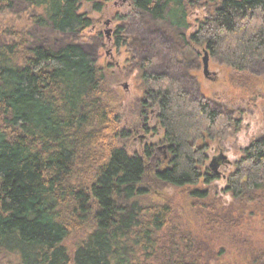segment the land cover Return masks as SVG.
<instances>
[{"label":"trees","instance_id":"trees-1","mask_svg":"<svg viewBox=\"0 0 264 264\" xmlns=\"http://www.w3.org/2000/svg\"><path fill=\"white\" fill-rule=\"evenodd\" d=\"M82 2L0 0V264H201L190 232L174 224L175 207L151 195L210 184L218 174L211 144L224 147L243 120L240 108L194 96L179 77L153 72L159 46L145 37L147 25L171 28L166 50L176 71L183 74L189 50L197 58L204 48L252 91L264 81V0H132L118 31V45L134 50L124 68L138 73L143 95L129 128L121 127L119 76L83 42L59 40L94 25L80 13ZM155 108L163 134L132 154L131 139L154 131ZM158 144L167 158L158 156ZM232 169L224 192L235 202L264 196V132L243 146ZM190 194L206 199L210 192ZM252 264H264V253Z\"/></svg>","mask_w":264,"mask_h":264},{"label":"rangeland","instance_id":"rangeland-1","mask_svg":"<svg viewBox=\"0 0 264 264\" xmlns=\"http://www.w3.org/2000/svg\"><path fill=\"white\" fill-rule=\"evenodd\" d=\"M96 1L105 4L103 10H95L93 2L88 0H83L80 6V13H86L95 19L94 25L82 34L61 36L59 40L83 42L95 54L97 63L119 76L115 85L119 96L125 102L121 127L129 128L135 123L137 103L143 95L138 73L129 74L124 68L132 58L134 50L127 45H118L119 37L123 36L118 31L125 23L122 16L128 15L133 9L132 0H94ZM194 21L195 16L192 17V22ZM167 25V23H164V26L156 23L147 25L150 32L147 31L145 37L150 36L148 40H151V44L158 42V51L167 59L164 63L157 55L159 52H154L156 64L151 70L169 72L179 77L194 96L202 94L212 103L231 110L240 108L237 113L243 121L242 129L236 136L226 140L224 147L211 144L210 153L213 159L219 155L226 158L217 167L216 171L219 173L210 184L201 181L198 185L183 188H160L159 192L151 196L156 201L166 199L175 207L174 224L183 226L190 232L198 249L202 251L199 256L201 264H252L256 256L264 253V196L257 201L244 204L235 202L230 194L224 191L227 176L233 171L234 162L240 157L243 146L264 132V81L259 80L255 90L243 88L231 79L233 70L209 53L210 74L206 76L203 70L204 48H199L197 58L190 50L188 51L183 76L182 70L176 71L167 56V50L172 42L169 37L171 28ZM196 28L197 25L194 24L187 33L195 31ZM142 34L144 35L145 31ZM155 36L159 38L157 41ZM175 42L183 46L179 41ZM153 111L148 123L154 131L147 134L137 133L131 139L128 148L132 154L136 151L143 152L147 144L155 143L163 134V130L158 127L156 117L158 109L157 112L156 108ZM158 151V156L169 155L167 150ZM194 188L202 190L207 188L210 195L206 199L193 198L190 192ZM207 205L217 209L216 212H208ZM216 218H219L220 222L214 227L209 225V222L215 221Z\"/></svg>","mask_w":264,"mask_h":264},{"label":"water","instance_id":"water-1","mask_svg":"<svg viewBox=\"0 0 264 264\" xmlns=\"http://www.w3.org/2000/svg\"><path fill=\"white\" fill-rule=\"evenodd\" d=\"M204 58V66H203V70L205 71V75H209L210 74V69H209V61L210 58L208 57V52L205 51V56ZM223 155V154H222ZM226 157H222L221 155L215 157V159L212 161L211 167L214 171H216L217 167L219 166V164L225 159ZM220 160V161H219Z\"/></svg>","mask_w":264,"mask_h":264},{"label":"flooded vegetation","instance_id":"flooded-vegetation-1","mask_svg":"<svg viewBox=\"0 0 264 264\" xmlns=\"http://www.w3.org/2000/svg\"><path fill=\"white\" fill-rule=\"evenodd\" d=\"M156 112H157V109H156ZM154 113V111L153 110H151V112H150V115L151 114H153ZM158 141H156L155 143H157ZM153 144V143H152ZM158 150H167V147L165 146V145H163V144H158L157 145V151ZM168 151V150H167ZM159 152V151H158ZM166 156L168 157V154H166ZM166 157V158H167ZM217 173H219L218 171H217Z\"/></svg>","mask_w":264,"mask_h":264}]
</instances>
